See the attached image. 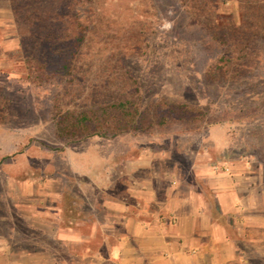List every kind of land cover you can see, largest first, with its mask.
I'll list each match as a JSON object with an SVG mask.
<instances>
[{"label": "rangeland", "instance_id": "374dc122", "mask_svg": "<svg viewBox=\"0 0 264 264\" xmlns=\"http://www.w3.org/2000/svg\"><path fill=\"white\" fill-rule=\"evenodd\" d=\"M99 2L96 10L89 11V5L83 10L90 23L98 20L94 30L101 29L95 36L91 31L87 39L91 71L98 66V54L137 51L126 64L147 86V100L186 102L203 114L193 122L173 121L148 132L129 131L113 138L94 135L67 143L58 135L54 114L60 94L77 89L76 82L37 76L39 71L19 53L12 1L0 0V235L10 236L13 249L47 244L46 234L29 227L27 218L54 216L52 210L39 213L51 198L31 203L21 195L23 187L34 199L40 197L39 190L51 192L67 219L69 193L77 194L85 184L79 170L87 162L91 168L96 162H124L147 152L155 156L154 162H161L160 167L176 168L186 181H194L192 167L204 162H246L251 170L264 172V0H205L213 11L210 24L204 17H193L181 0ZM234 34L242 40L229 50L252 54L232 68L224 53L228 35ZM107 35L110 40L105 42L102 36ZM232 73L239 77L232 79ZM66 106L73 108L71 103ZM61 185L66 195L59 200L52 195ZM100 235L87 243L103 250L101 257L87 260L90 264L111 262L110 242L101 244ZM59 248L61 255L68 254L67 246ZM252 256L249 253L252 264H264Z\"/></svg>", "mask_w": 264, "mask_h": 264}, {"label": "crops", "instance_id": "0c3cea01", "mask_svg": "<svg viewBox=\"0 0 264 264\" xmlns=\"http://www.w3.org/2000/svg\"><path fill=\"white\" fill-rule=\"evenodd\" d=\"M154 159L141 152L124 162L91 168L87 162L79 170L85 184L69 193L67 219L51 192L39 190L34 199L23 187L21 195L31 203L52 199L39 208L52 210L51 219L27 218L29 227L46 234L47 244L13 249L10 236L0 235V264H63L60 245L67 246L73 264H90L102 256L103 250L87 244L98 232L101 244L110 242L109 264H252L249 253L264 262V172L246 162H204L192 167L194 181H186ZM65 195L61 185L52 196Z\"/></svg>", "mask_w": 264, "mask_h": 264}, {"label": "trees", "instance_id": "16d2710c", "mask_svg": "<svg viewBox=\"0 0 264 264\" xmlns=\"http://www.w3.org/2000/svg\"><path fill=\"white\" fill-rule=\"evenodd\" d=\"M11 1L20 34L19 53L24 61L39 71L37 76L40 78L55 75L61 82H76L77 89L60 94L54 114L58 135L66 138L67 143L94 135L113 138L129 131L148 132L154 127H166L173 121L193 122L203 114L186 102L165 97L147 100V86L140 76L128 70L126 64L127 59L137 51L125 53L117 48L108 54H98V66L95 72L91 71L89 61L92 59L86 54L89 48L87 39L91 31L95 36L101 29L94 30L98 20L95 18L90 23L83 10L86 5H89V11L96 10L95 4H99L100 0ZM204 2L181 0L193 17H204L206 24H210L213 11ZM93 14L96 15L95 12ZM257 18L262 19V15ZM102 37L105 42L110 40V35ZM228 37L225 60L228 67L234 68L241 62H247L252 53L229 50L236 45V48L239 47L242 38L235 37V34ZM232 68V72L237 71ZM235 77L239 74L234 76L232 73V79ZM77 100H80L79 103ZM68 103L73 108H65ZM83 202L80 199L77 203L82 205ZM34 243L38 245V242ZM68 257V254H63L58 261L73 264Z\"/></svg>", "mask_w": 264, "mask_h": 264}]
</instances>
